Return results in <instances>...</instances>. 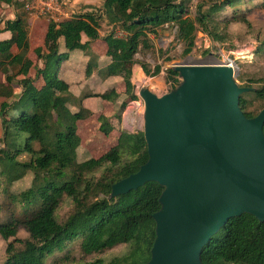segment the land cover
I'll use <instances>...</instances> for the list:
<instances>
[{"label":"trees","instance_id":"trees-1","mask_svg":"<svg viewBox=\"0 0 264 264\" xmlns=\"http://www.w3.org/2000/svg\"><path fill=\"white\" fill-rule=\"evenodd\" d=\"M248 0H104V14L124 35L111 32L104 37L107 56L110 57L104 78L120 76L131 100L138 96L132 81L135 55L140 48H150V35L166 24L176 28V37L184 43V53L192 52L198 32L224 41L222 30L228 19L219 14L228 6L238 10ZM21 8L17 0H0ZM264 4V1H263ZM195 6V11L190 9ZM235 13L237 21L251 26L245 11ZM101 14L88 9L81 17L48 23L49 39L56 41L53 50L43 46L35 51L42 65L34 64L27 56L30 48L29 22L22 15L6 21L0 33L9 31L10 38L0 40V68L9 74L0 81V122L3 128L0 146V185L8 192L6 212L0 204V236L9 241L3 264H57L49 258L57 253L71 252L77 244L86 254L103 252L118 245L126 251L113 257L107 264H145L151 258L156 239L154 213L161 208L160 196L164 187L156 181L111 196L117 181L139 170L149 157L143 130L122 131L118 143L99 158L78 160L81 138L78 121L93 111L83 101L99 97L115 103L120 97L115 88L103 92L87 91L76 95L69 82L59 77L60 64L73 51L91 54V42L100 37ZM224 25V26H222ZM84 37L87 38L84 41ZM63 38L65 50L59 49ZM260 45L257 51L260 52ZM99 67L96 54L86 62V77ZM146 75L156 76L161 66L154 69L145 63ZM34 68L36 76L30 75ZM171 89L180 83L179 72L167 69ZM243 79V77H241ZM262 80V79H261ZM249 82L259 79L250 78ZM41 82V84H39ZM251 86V84H246ZM251 94V98L247 96ZM82 96V97H81ZM257 101L258 107L250 109ZM80 108L72 111L69 104ZM127 103L122 102L116 117L122 118ZM240 106L248 117H255L264 108V86L243 93ZM108 118L100 116L101 130L109 134L113 127ZM26 153L27 159L20 156ZM32 173L30 185L19 193H9L10 187ZM65 199L73 208L61 220L58 211ZM3 211L5 215L3 216ZM24 229L28 237H18ZM21 243L22 248H17ZM67 256L66 258H68ZM204 264H264V221L250 213L230 218L212 235L201 253ZM102 259L87 264H103Z\"/></svg>","mask_w":264,"mask_h":264},{"label":"water","instance_id":"water-1","mask_svg":"<svg viewBox=\"0 0 264 264\" xmlns=\"http://www.w3.org/2000/svg\"><path fill=\"white\" fill-rule=\"evenodd\" d=\"M173 69L181 81L168 93L139 89L149 157L113 184L111 196L158 182L161 208L145 264H204V245L230 218L250 213L264 221V108L244 113L240 97L252 88L236 81L230 65Z\"/></svg>","mask_w":264,"mask_h":264},{"label":"rangeland","instance_id":"rangeland-1","mask_svg":"<svg viewBox=\"0 0 264 264\" xmlns=\"http://www.w3.org/2000/svg\"><path fill=\"white\" fill-rule=\"evenodd\" d=\"M198 1L200 0H193L194 3ZM263 1L248 0L246 4H243L236 11L230 6L226 7L219 14L220 18L228 19L229 25L222 30L223 34L226 35V39L220 42L214 40L208 34L198 32L196 45L192 52L187 55L184 53V43L176 37V28L169 27L166 24L163 28L158 29L157 34H151L150 48L141 47L140 51L135 55L137 63L133 68L132 81L136 85L135 92L138 97L135 100H131L128 94H126V85L122 77H103V72L111 60L106 55L107 43L104 37L112 31L116 35L123 36L124 32L122 28L111 23L104 14V0H78L82 9L94 8L102 15L99 20L100 37L91 42L90 54H96L99 60V67L91 77H86V62L90 55L87 56L83 51H73V56L60 64L59 77L69 82L72 92L76 95L86 94L87 91L103 92L112 88H115L121 93L115 103L99 97H89L83 101L86 107L93 110V113L89 117L78 121L77 132L81 138V144L78 148V160L84 161L91 157L99 158L102 156L117 145L118 138L123 130L129 132L143 130L145 104L139 96V89L142 86H146L159 96L168 93L171 90L172 84L167 82V69L169 67L173 68L176 64L210 65L231 63L234 68L236 81L240 85L249 87L246 84H251L250 88L252 90L264 86ZM1 7L2 5L0 4V13H2L0 17L2 20L7 19L5 15L7 9L4 10ZM190 9L195 11V6H191ZM241 9L245 11V16L249 18L251 26L237 21L234 17L236 12L240 13L242 11ZM30 24V48L27 56L34 64L42 65L35 51L36 47L43 46L47 50H53L56 48L57 42L49 39L47 23L43 21L38 22L33 27ZM10 36L1 35L0 40L8 39ZM86 40L87 38L84 37V41ZM260 45L263 46V49L258 52L257 48ZM59 49L61 51L65 50L63 38L59 41ZM142 62L147 63L151 69H154L156 65H160L161 72L156 76L146 75L141 67ZM7 74H9L7 67L0 68V81H4ZM30 75L32 77L36 76L34 68L31 69ZM250 78L259 79L260 81H247ZM247 97L251 98V94ZM2 100L3 98H0V102ZM122 102L127 103V106L121 116L122 118L118 119L116 115ZM258 106L259 104L255 101L250 109ZM69 107L72 111H77L80 108L78 104L76 105L74 103L69 104ZM100 116L108 118L107 124L113 127L109 134H105L101 130L102 122L100 121ZM2 136L3 128L0 122V146L3 145ZM20 158L27 159L29 155L24 153ZM31 179L32 173L29 172L22 180L10 187L9 193H19L25 190L30 185ZM4 187V184L0 185V204L7 212L10 204L7 197L8 192L4 190ZM72 208L73 204L68 199H65L58 211L59 218L64 220ZM2 215H5L4 211ZM28 236V233L24 229L19 231V238L24 239ZM8 242L0 236V264H3L6 260ZM16 246L18 249L22 248L21 243H17ZM69 249H71L70 253L67 250L63 253H57L54 257L49 258V262L56 261L57 264H87L97 259H102L104 261L103 264H107L113 257L123 254L127 247L121 244L103 252H96L89 255L84 254L77 244L69 246ZM67 256L69 257L66 258Z\"/></svg>","mask_w":264,"mask_h":264},{"label":"built area","instance_id":"built-area-1","mask_svg":"<svg viewBox=\"0 0 264 264\" xmlns=\"http://www.w3.org/2000/svg\"><path fill=\"white\" fill-rule=\"evenodd\" d=\"M21 3L23 17L27 20L43 21L45 23H54L59 26L62 22L81 17L88 11L87 8L82 9L78 0H17ZM231 65V63H226ZM233 67V66H232ZM136 94V92H135ZM133 102V101H132Z\"/></svg>","mask_w":264,"mask_h":264},{"label":"crops","instance_id":"crops-1","mask_svg":"<svg viewBox=\"0 0 264 264\" xmlns=\"http://www.w3.org/2000/svg\"><path fill=\"white\" fill-rule=\"evenodd\" d=\"M1 5H2V9L4 8V10L5 9H7L6 10V12H5V15L7 16V19H3L2 20V18L0 17V27H1V29H3L4 27H5V25H6V21H8V20H13V19H15L18 15H22V14H24L23 13V10L22 9H16L15 8V6H13V5H9V4H5V3H1ZM4 12V11H3ZM2 13H0V15H1ZM23 16V15H22ZM26 18V17H25ZM27 19V18H26ZM2 20V21H1ZM28 22H29V24L33 27V25H35L36 23H38V22H42V21H34V20H27ZM1 35H7V36H10L11 35V33L9 32V31H5V32H1L0 33V36ZM73 53L74 52H72L70 55V58L73 56ZM69 58V59H70ZM87 108H89V107H87ZM90 109V108H89ZM92 110V109H91ZM93 111V110H92Z\"/></svg>","mask_w":264,"mask_h":264}]
</instances>
